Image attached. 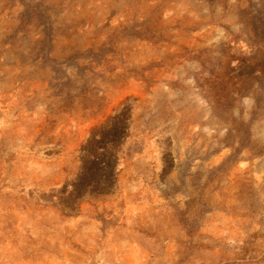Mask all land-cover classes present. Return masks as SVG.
Listing matches in <instances>:
<instances>
[{"label":"rangeland","instance_id":"rangeland-1","mask_svg":"<svg viewBox=\"0 0 264 264\" xmlns=\"http://www.w3.org/2000/svg\"><path fill=\"white\" fill-rule=\"evenodd\" d=\"M126 98L116 188L60 214ZM0 264H264V0H0Z\"/></svg>","mask_w":264,"mask_h":264},{"label":"trees","instance_id":"trees-1","mask_svg":"<svg viewBox=\"0 0 264 264\" xmlns=\"http://www.w3.org/2000/svg\"><path fill=\"white\" fill-rule=\"evenodd\" d=\"M132 102L124 99L105 120L91 127L76 151L72 176L48 190V204L63 215L73 213L87 197L111 193L117 184L118 162L128 137Z\"/></svg>","mask_w":264,"mask_h":264}]
</instances>
